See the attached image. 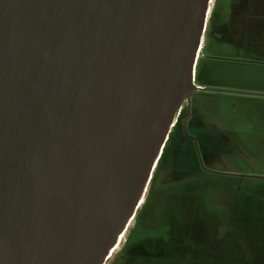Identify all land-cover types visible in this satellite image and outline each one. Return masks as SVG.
<instances>
[{"label": "water", "instance_id": "obj_1", "mask_svg": "<svg viewBox=\"0 0 264 264\" xmlns=\"http://www.w3.org/2000/svg\"><path fill=\"white\" fill-rule=\"evenodd\" d=\"M210 2L0 0V264L104 263L184 102L186 134Z\"/></svg>", "mask_w": 264, "mask_h": 264}, {"label": "rangeland", "instance_id": "obj_2", "mask_svg": "<svg viewBox=\"0 0 264 264\" xmlns=\"http://www.w3.org/2000/svg\"><path fill=\"white\" fill-rule=\"evenodd\" d=\"M217 2L219 7L225 8L228 0ZM212 3L213 0L210 7ZM202 75L211 77L222 88L250 90L264 95L263 66L238 62L205 63ZM194 110L204 126L201 132L210 139L211 155L208 163L228 175L229 180L178 182L174 190L177 198L194 199L196 205L190 218L187 215H175V235L180 239L188 238L194 244L197 241V248L194 245L191 249L193 253L196 252V264H264V96L252 98L207 93L198 96L196 105H193ZM172 131L164 154L168 165L174 161L179 138L178 129L174 127ZM186 184L192 190L202 189L198 194L192 192L190 195L185 189ZM145 194L146 190L142 198ZM214 200L221 202L220 207L217 208ZM165 210L161 207L154 211L147 222L149 226L141 227L140 230L148 237L156 232L164 234ZM134 225V219H131L113 255L123 246ZM189 251V247H185L180 248L179 253L183 257ZM112 257L107 258L104 264H109ZM176 259L166 258V262L176 264ZM163 261L156 264H166ZM181 262L178 264H190Z\"/></svg>", "mask_w": 264, "mask_h": 264}, {"label": "flooded vegetation", "instance_id": "obj_3", "mask_svg": "<svg viewBox=\"0 0 264 264\" xmlns=\"http://www.w3.org/2000/svg\"><path fill=\"white\" fill-rule=\"evenodd\" d=\"M233 62L264 67V0H228L225 8L219 7L217 0H213L195 64V84L200 86V89L195 90L190 99L189 116L186 119L187 135L182 130L188 109L184 102L180 119L175 126L179 131V138L174 161L168 165L164 159L171 133L154 167L152 180L141 200L140 209L132 217L134 228L129 231V237L125 239L123 246L113 257L110 256L112 259L109 264H156L163 260V263L167 264L166 258L176 257V264L182 263L181 261L197 263L196 252L191 251L194 245L197 248V241L194 244L188 238L177 237L173 221L176 214L190 218L196 201L190 198L178 199L174 190L180 180H229V177L208 163L211 155L210 139L201 132L204 126L195 110L193 111V105H196L198 96L207 93H227L252 98L264 96L260 92L250 90L222 88L211 77L202 75L205 63L213 65ZM185 189L189 191L188 194H198L202 188L196 191L186 184ZM220 203L215 201L217 208ZM161 207L166 209L167 213L164 220L165 233L156 232L148 237L140 228L145 227L154 211ZM185 247H189L192 254L189 251L186 252L188 255L181 257L180 248Z\"/></svg>", "mask_w": 264, "mask_h": 264}, {"label": "bare ground", "instance_id": "obj_4", "mask_svg": "<svg viewBox=\"0 0 264 264\" xmlns=\"http://www.w3.org/2000/svg\"><path fill=\"white\" fill-rule=\"evenodd\" d=\"M141 200H142V199H141ZM141 200H140V202H139V205L141 204ZM138 207H139V206H138ZM131 219H132V217H131ZM131 219H129V221H128L127 225H126V228H125V229L123 230V232L119 235L117 243H116V244L114 245V247L110 250L109 254L107 255V258L110 257V256H112V255H113V252L115 251V249L119 246V244H120V242L122 241V238H123V236H124V234H125V231H126L128 225L130 224Z\"/></svg>", "mask_w": 264, "mask_h": 264}]
</instances>
